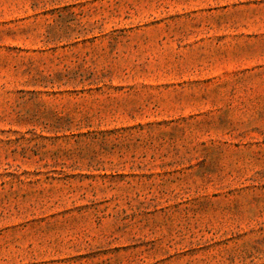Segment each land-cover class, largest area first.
Here are the masks:
<instances>
[{"label":"rangeland","instance_id":"1","mask_svg":"<svg viewBox=\"0 0 264 264\" xmlns=\"http://www.w3.org/2000/svg\"><path fill=\"white\" fill-rule=\"evenodd\" d=\"M0 264H264V0H0Z\"/></svg>","mask_w":264,"mask_h":264}]
</instances>
